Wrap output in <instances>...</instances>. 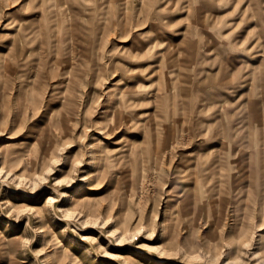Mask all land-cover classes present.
Wrapping results in <instances>:
<instances>
[{"label": "rangeland", "instance_id": "rangeland-1", "mask_svg": "<svg viewBox=\"0 0 264 264\" xmlns=\"http://www.w3.org/2000/svg\"><path fill=\"white\" fill-rule=\"evenodd\" d=\"M176 1L166 0L160 28L158 0H0V264H264V0ZM156 34L177 45L176 87L162 102L147 91L129 110L141 123V113L147 123L159 114L155 139L154 123L150 135L113 116L125 84L127 93L136 80L155 89L156 61L165 66L167 55L142 44ZM207 124L213 141L228 126L254 154L224 166L218 196L175 204L178 174ZM12 145L23 164L8 172L2 153ZM71 197L90 205L73 209Z\"/></svg>", "mask_w": 264, "mask_h": 264}, {"label": "bare ground", "instance_id": "bare-ground-1", "mask_svg": "<svg viewBox=\"0 0 264 264\" xmlns=\"http://www.w3.org/2000/svg\"><path fill=\"white\" fill-rule=\"evenodd\" d=\"M65 1V0H64ZM120 1V0H119ZM153 1V0H152ZM151 0H150V3L152 2ZM159 1V4H160V1H162L161 3V5L160 6H156L155 7V16H158V18H159V20L161 21L160 23L162 24H160V28H162L163 26H165V17L164 18H162L161 16H159L160 14H162L166 9V7H168L167 6V3L168 2H166V0H158ZM207 1V0H206ZM209 1H211V0H209ZM212 1H214V0H212ZM118 2V1H117ZM145 2V1H144ZM143 2V3H144ZM155 2H156V0H155ZM170 2V1H169ZM177 1L175 0V2L174 3H172L173 4V6H175L174 4L176 3ZM54 3H56V2H54ZM60 3V2H59ZM62 3V2H61ZM65 3V2H64ZM146 3V2H145ZM202 3H205V2H202ZM207 3V2H206ZM212 3V2H211ZM149 4V3H148ZM153 4H154V2H153ZM165 4V5H164ZM171 3H168V5H170ZM195 4V3H194ZM193 4V5H194ZM214 4V3H213ZM246 4V3H245ZM56 5V4H55ZM54 5V6H55ZM96 5V4H95ZM113 5V4H112ZM144 5V4H143ZM142 5V6H143ZM158 5V4H157ZM192 5V6H193ZM202 5V4H201ZM62 6V5H61ZM119 6V5H118ZM124 6V5H123ZM139 6V5H138ZM150 6H151V4H150ZM173 6L170 8V10L173 8ZM200 6V5H199ZM244 6V5H243ZM250 6V5H249ZM102 7V6H101ZM100 7V8H101ZM104 7V6H103ZM141 7V6H140ZM148 7V6H147ZM146 7V8H147ZM194 7V6H193ZM205 7V6H204ZM237 7V6H236ZM235 7V8H236ZM240 7V6H239ZM105 8V7H104ZM129 8V7H128ZM195 8V7H194ZM213 8V7H212ZM234 8V9H235ZM56 9V8H55ZM144 9V8H143ZM151 9V8H150ZM202 9V8H201ZM241 9V8H240ZM245 9H246V7H245ZM251 10V8H248V10ZM152 10V9H151ZM172 10H174V9H172ZM203 10V9H202ZM213 10V9H212ZM215 10V9H214ZM213 10V11H214ZM65 11V10H64ZM133 11V10H132ZM144 11V10H143ZM142 11V12H143ZM194 11V10H193ZM195 11H196V9H195ZM210 11V10H209ZM216 11V10H215ZM139 12H140V10H139ZM211 12V11H210ZM233 12V11H232ZM245 12H247V11H245ZM130 12H128V14H129ZM145 13V12H144ZM249 13V12H248ZM127 14V15H128ZM140 14V13H139ZM143 14V13H142ZM197 14V13H196ZM201 14V13H200ZM203 14L205 15V12L204 13H202V16H203ZM216 14V13H215ZM228 14H230V13H228ZM237 14V13H236ZM242 14H243V12H242ZM133 15V14H132ZM147 15V12H146V14H145V16ZM217 15V14H216ZM129 16V15H128ZM197 16V15H196ZM209 16H211V15H209ZM243 16V15H242ZM208 17V16H207ZM245 17V16H244ZM254 17V16H253ZM146 18V17H145ZM145 18H141L143 21L145 20ZM148 18V17H147ZM146 18V19H147ZM216 18V17H215ZM129 19V18H128ZM195 19H196V17H195ZM201 19L203 20L204 18H202L201 17ZM207 19H209V18H207ZM222 19V18H221ZM232 19V18H231ZM122 20H123V18H122ZM126 20V19H125ZM242 20V19H241ZM118 21H119V19H118ZM142 21V22H143ZM229 21V20H228ZM97 22V21H96ZM135 22V21H134ZM133 22V23H134ZM139 22H141V21H139ZM138 22V23H139ZM141 22V23H142ZM199 22H200V20H199ZM227 22V21H226ZM233 22H235V21H233ZM244 22V21H243ZM132 23V22H131ZM220 23V22H219ZM140 24V23H139ZM144 24V23H143ZM197 24V23H196ZM202 24V23H201ZM204 24H206V23H204ZM228 24V23H227ZM120 25H121V22H120ZM212 25V24H211ZM218 25V24H217ZM123 26V25H122ZM121 26V27H122ZM135 26V25H134ZM138 26V25H137ZM196 27V26H195ZM200 27V26H199ZM126 29H128V28H126ZM125 29V30H126ZM201 29V28H200ZM220 29V28H219ZM236 29V28H235ZM235 29H232V30H235ZM119 30V29H118ZM120 30H122V29H120ZM220 30H222V29H220ZM250 30H252V32H253V29H250ZM249 30V31H250ZM72 31V30H71ZM218 31V30H217ZM229 31V30H228ZM159 32V31H158ZM219 32V31H218ZM248 32V31H247ZM40 33V32H39ZM125 33V32H124ZM157 33V32H156ZM161 33V32H160ZM251 33V32H250ZM255 33V31L253 32V34ZM38 34V33H37ZM72 34V33H71ZM218 34V33H217ZM228 34V33H227ZM226 34V35H227ZM248 34V33H247ZM34 35V34H33ZM200 35V34H199ZM222 35V37L224 36V33L223 34H221ZM225 35V36H226ZM39 36V35H38ZM128 36V35H127ZM160 36H161V34H160ZM159 35H155V42H154V44L152 43V41H150V43L148 44V43H143L142 45H143V47H144V50L146 51V52H149V51H152V54H154L155 53V56L156 57H159L160 58V55H162V56H164V55H167V64H164L165 66H161L160 65V60H158V61H156V64H155V73L157 74V76H155V77H157L156 78V80H158V86H157V83H156V87H155V89L153 88V90H148V89H146L145 90V88L141 85V83L138 81V80H136L135 82H133L132 84H133V86H134V88H135V90H133L132 92L130 91V93H127V91H125V89H126V84L124 85V86H122L121 88H120V90H121V92L122 93H124L125 92V95H123L122 96V100H119L120 102H118V105L115 107V112H114V118H116V121L117 122H119L120 123V120L121 119H123V120H125V123L127 124V125H132V126H136V125H138V124H140L141 122H137V120H135V114H132L131 112H129V110L130 109H133L134 107H138L139 105H140V103L138 102V100H140L141 98H144L145 99V96H146V93H147V91L148 92H150L151 93V96L152 97H154L155 96V102H162L163 100H162V98L163 97H168V98H170V94H168L169 92H170V90H173V88L174 87H176L175 86V82H176V77H177V75L179 74V72H178V69H176V66L178 65L177 64V62H175V58L173 59L171 56H172V54H173V48H174V46L176 45H174L173 44V42L172 41H170V40H168L169 38L168 37H165V38H163L162 37V39L161 38H159L160 37ZM162 36H163V33H162ZM165 36V35H164ZM198 36V35H197ZM212 36V35H211ZM231 36H232V34H231ZM256 36H259L258 34L256 35ZM19 37V36H18ZM39 37H41V36H39ZM218 37V36H217ZM32 39L34 38V37H31ZM246 38H247V36H246ZM36 39H37V36H36ZM161 39V40H160ZM167 41H166V40ZM257 38H255L254 40H256ZM84 41H86V40H84ZM191 40H189V42H190ZM228 41V40H227ZM245 41V40H244ZM28 42H29V40H28ZM27 42V43H28ZM31 42V41H30ZM40 42V41H39ZM162 42H164L165 44H163ZM229 42V41H228ZM21 43V42H20ZM35 43V42H34ZM36 43H38V42H36ZM41 43V42H40ZM243 43V42H242ZM242 43H241V45H242ZM30 44V43H29ZM93 44V43H92ZM182 43L180 42V45H181ZM208 44V43H207ZM258 44V42L256 41L254 44H253V46L251 47V45H250V52H251V50L256 46ZM201 45H203V44H201ZM177 46V45H176ZM232 46V45H231ZM245 46V45H244ZM43 47V46H42ZM41 47V48H42ZM233 47V46H232ZM30 48H32L31 46H30ZM179 49H180V46L178 47ZM213 48V47H212ZM29 49V48H28ZM91 49V48H90ZM231 49V48H230ZM248 49H246L247 51H248ZM20 50V49H19ZM18 49H17V51H19ZM32 50H34V49H32ZM154 50V51H153ZM216 50V49H215ZM229 50V49H228ZM237 50V49H236ZM236 50H233V51H235L236 52ZM16 51V50H15ZM43 51V50H42ZM124 50H122V52H123ZM128 51V50H127ZM131 51V50H130ZM163 51V52H162ZM218 51V50H217ZM230 51V50H229ZM238 51V50H237ZM20 52V51H19ZM22 52V51H21ZM27 52V51H26ZM138 52V51H137ZM146 52H144L145 53V55H146ZM209 52H211V53H213V51H209ZM175 53V52H174ZM231 53V52H230ZM252 53V52H251ZM20 54V53H19ZM45 54H46V52H45ZM44 54V55H45ZM90 54H91V52H90ZM141 54V53H140ZM233 54V53H232ZM238 54V53H237ZM261 54H264V51H262V53ZM27 55V54H26ZM144 55V56H145ZM222 55V54H221ZM140 56V55H139ZM226 56V55H225ZM83 57V56H82ZM135 57H137L136 55H135ZM165 57V56H164ZM238 57V56H237ZM262 57H264V56H262ZM137 58H139V57H137ZM228 58H229V56H228ZM227 58V59H228ZM146 59V58H145ZM71 60V62H73L72 61V59H70ZM74 60V59H73ZM136 60V59H135ZM226 60V59H225ZM56 61V60H55ZM65 61V60H64ZM143 61V60H142ZM184 62V61H183ZM203 62H205V61H203ZM138 63V62H137ZM222 63V62H221ZM220 63V64H221ZM177 64V65H176ZM195 64V63H194ZM225 64V63H224ZM228 64H229V62H228ZM237 64V63H236ZM71 64L70 63H68L65 67H64V71L66 72V74H67V76L69 77V73H70V66ZM140 65V64H139ZM150 65V64H149ZM180 65V64H179ZM223 65V64H222ZM226 65H227V61H226ZM220 66L221 65H219V68H220ZM179 67V66H178ZM181 67V66H180ZM184 67V66H183ZM222 67V66H221ZM257 68H258V66H257ZM220 70V69H219ZM240 70H241V68H239V69H237V70H231V71H235V72H232V73H230L231 74V76H232V78H233V80H234V83L232 82V84H233V87L234 88H236V91H238V89H237V87L241 84V82L243 81H241V79L243 78L242 76H241V74H240ZM253 70H254V68H253ZM152 71V70H151ZM227 71H228V69H227ZM134 72V71H133ZM139 72V71H138ZM238 72V73H237ZM200 73V72H199ZM132 74H134V73H132ZM140 74V73H139ZM230 74H227V77H228V75H230ZM194 75V74H193ZM209 76V75H208ZM254 76V75H253ZM258 76H259V74H258ZM201 77V76H200ZM140 78V75L136 78V79H139ZM199 78V77H198ZM207 78V77H206ZM130 79V78H129ZM128 79V80H129ZM218 79V78H217ZM226 79V78H225ZM227 79H229V78H227ZM209 80V79H208ZM221 80V79H220ZM253 81H254V78L252 79ZM251 80V81H252ZM258 80L260 81L261 79H259L258 78ZM123 81V80H122ZM213 81V80H212ZM226 81V80H225ZM209 82H211V81H209ZM140 83V84H139ZM214 83V82H213ZM138 84V85H137ZM144 85H145V83H143ZM244 84V83H243ZM260 84V83H259ZM191 85V84H190ZM222 85V84H221ZM254 86H255V84H253ZM252 85V86H253ZM148 86V85H147ZM243 86V85H242ZM253 86V87H254ZM223 87H225L224 85H223ZM251 87V86H250ZM130 88V87H129ZM211 88V87H210ZM209 88V89H210ZM227 88V87H226ZM242 88H244V87H242ZM256 88V87H255ZM263 88H264V84H263ZM133 89V88H132ZM247 89V88H246ZM262 89V88H261ZM206 90V89H205ZM220 90V89H219ZM218 90V91H219ZM228 90V89H227ZM226 90V91H227ZM234 90V89H233ZM250 90H253V88L252 89H250ZM204 91V90H203ZM229 91V90H228ZM227 91V92H228ZM224 92H225V90H224ZM230 92V91H229ZM232 92V91H231ZM230 92V93H231ZM254 92V91H253ZM121 93V94H122ZM163 93H166V94H164V96H163ZM217 93L218 92H216V95H217ZM262 93V92H261ZM264 94V93H263ZM262 94V95H263ZM174 95V94H173ZM215 95V96H216ZM219 95V94H218ZM207 96V95H206ZM220 96V95H219ZM223 96V95H222ZM257 96V95H256ZM256 96H255V98H256ZM263 97H264V95H263ZM263 97L261 98V101H262V99H263ZM253 98H254V96H253ZM251 99V98H250ZM208 100V99H207ZM208 101H211V100H208ZM213 101H214V99H213ZM213 101H211V102H213ZM217 101H218V99H217ZM216 101V102H217ZM250 101V100H249ZM248 101V102H249ZM260 101V102H261ZM211 102H210V104H211ZM215 102V101H214ZM250 103V102H249ZM139 104V105H138ZM249 105V104H248ZM263 105V104H262ZM164 106V105H163ZM141 107V106H140ZM166 108H168V106H164V109H166ZM251 108V107H250ZM170 110V109H169ZM176 110V109H175ZM209 110V109H208ZM261 110V109H260ZM259 110V111H260ZM220 111V110H219ZM140 112V111H139ZM138 112V113H139ZM252 112V111H251ZM257 113V112H256ZM58 114H59V111H58ZM158 115L159 114H156L155 113V119H154V121H153V123H154V126H155V139H156V137H158L159 136V134L161 133V130H162V121L158 118ZM255 115V114H254ZM167 116V115H166ZM256 116V115H255ZM138 117H142L143 119H144V123H141V126H144V127H147V129H148V133L150 134V135H152V131H153V129L151 128L152 126H151V124H153V123H151V122H148L147 123V120L145 121V119H148L149 118V113L148 112H143V113H141L140 115H138ZM140 121V120H139ZM194 121V120H193ZM200 121V120H199ZM253 121H254V119H253ZM251 122V121H250ZM115 123V122H114ZM147 123V124H146ZM183 123V122H182ZM59 124V125H58ZM58 124H55L54 123V125H53V127H55L56 129H59V131H61L63 128H64V124L62 123V122H59ZM201 124V123H200ZM115 124H113V126H114ZM147 125V126H146ZM195 125V124H194ZM153 126V127H154ZM179 126V125H178ZM177 126V127H178ZM187 126V125H186ZM197 126V125H196ZM200 126V125H199ZM130 127V126H129ZM180 127V126H179ZM189 127H190V123H189ZM201 127H202V125H201ZM114 128V127H113ZM172 128V127H171ZM171 128H169V129H171ZM193 128V127H192ZM178 129V128H177ZM180 129V128H179ZM232 128H229L228 126H227V129H226V133L225 132H221V134H220V136H219V139H217V141L215 142V141H213V137H210V127H209V125L207 124V126L204 128V129H202V132H200L199 133V136H201L203 139H202V141H201V144L200 145H198L197 146V148H198V150H200V152L199 153H197L196 154V156H193V157H191L190 158V160L188 161V166L186 167V169H184V170H182L178 175L181 177L180 178V183H177V186L180 188V190L181 191H178V194H176V198H174V200H173V202L175 203V204H177L178 203V201L180 200V201H185V202H187L188 201V199L190 198V197H192V198H194V201H195V204H196V202H197V199H199L198 201H199V203L202 201L201 199L205 196V198H208V199H210L211 197H214L215 195H219V192L218 193H215L214 194V192L215 191H218L219 190V186H221V184H223V182H224V179H225V173H224V166H226V165H231V164H233V163H235V162H237L238 160L240 161V162H243V157L245 156V155H247V158L248 159H250V156H251V154H254V152L252 153V151L250 150V151H247V152H244V148L242 147V146H245L246 144L244 143V141L242 140V139H240V140H238L239 141V143H237L236 142V140H234L233 138H231V136L232 135H230V133H231V130ZM170 131V130H169ZM168 131V132H169ZM182 131H183V129H182ZM264 131V130H263ZM177 132V131H176ZM170 133V132H169ZM164 134V133H163ZM177 134V133H176ZM264 134V133H263ZM169 136H170V134H168ZM47 136H49L50 137V135H47ZM163 136V135H162ZM176 136V135H175ZM174 136V137H175ZM233 137V136H232ZM48 140V139H47ZM169 140V139H168ZM167 141V140H166ZM210 141V142H209ZM155 143H156V140H155ZM211 143V144H210ZM213 143H219V145H220V148L219 147H217V148H215V145L216 144H213ZM237 143V144H236ZM170 144V143H169ZM171 145V144H170ZM8 146V145H7ZM239 146H241L240 148H239ZM170 148V147H169ZM169 148H167V149H169ZM201 148V149H200ZM249 148V147H248ZM47 149V148H46ZM46 149L45 148H43V150L41 151V154H43L41 157L42 158H44V156H46ZM26 150H27V148H26ZM49 150V149H48ZM208 150V153H206L205 151H207ZM46 151V152H45ZM165 151V150H164ZM49 152V151H48ZM166 153V152H165ZM23 155H24V153H23V149H18V148H16V146H14V145H12L11 147H8V148H6V150L2 153V164H9V167L6 169V171H8V172H10L11 170H10V166H11V164H13L15 167H17V166H19L23 161V159H22V157H23ZM48 155V154H47ZM50 155H51V153H50ZM31 156V155H30ZM52 156H53V154H52ZM37 157V156H36ZM41 158V159H42ZM45 159V158H44ZM50 159V158H49ZM155 159V158H154ZM34 160H36V159H34ZM33 160V161H34ZM152 161H153V159H152ZM155 161H157V160H155ZM144 162V161H143ZM147 162V161H146ZM35 163V162H34ZM23 164V163H22ZM33 164V163H32ZM151 164H152V162H151ZM154 164V163H153ZM208 164H211L212 166H216V169H210L209 167H208ZM150 165V164H149ZM27 163H26V165L25 166H21L22 167V169L24 170V169H26L27 167ZM35 166V165H34ZM20 167V168H21ZM146 167V166H145ZM217 169H219V170H217ZM209 170V171H208ZM7 172V173H8ZM16 175V173H14L13 172V175ZM22 175H20V176H18V177H21ZM234 176V175H233ZM232 176V177H233ZM33 179V178H32ZM213 183H215V186H212V185H210V184H213ZM183 186L185 187V188H183ZM37 188V187H36ZM207 188H208V190H207ZM209 189H210V192L213 194V196H212V194L209 192L208 193V191H209ZM227 190V189H226ZM33 191H35V190H33ZM199 192L200 191V193L197 195V196H195V192ZM33 193V192H32ZM33 196V195H32ZM33 198V197H32ZM72 198V197H71ZM197 198V199H196ZM51 199V198H50ZM89 199L90 198H83V199H80V197H73L72 198V202H71V205L73 206V209H80V211H82L81 209H83V207H86L87 205H90L89 203ZM191 202L189 201V202H187L186 204H187V206L190 204ZM186 206V209L188 208ZM183 208H185V205H184V207ZM40 211V210H39ZM36 212V211H35ZM40 213H41V211H40ZM37 214H38V212H37ZM19 219V218H18ZM126 232V229H122L121 230V232L119 233V236H122V235H124V233ZM121 240V239H120ZM6 244H8V242L6 241ZM12 244H14V241H12ZM69 252H68V250H66V249H62L58 254H55L54 256H55V258L56 259H58L60 262H63V260L69 255L68 254Z\"/></svg>", "mask_w": 264, "mask_h": 264}]
</instances>
